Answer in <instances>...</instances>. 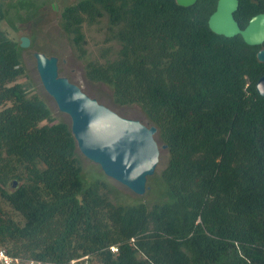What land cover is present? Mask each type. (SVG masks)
I'll use <instances>...</instances> for the list:
<instances>
[{"label":"trees","instance_id":"16d2710c","mask_svg":"<svg viewBox=\"0 0 264 264\" xmlns=\"http://www.w3.org/2000/svg\"><path fill=\"white\" fill-rule=\"evenodd\" d=\"M216 7L77 0L61 11L85 78L140 106L167 145L152 204L86 181L70 120L19 81L21 39L0 28V247L50 264H264L262 45L215 33ZM263 12L264 0H239L234 17L244 28ZM6 13L0 0V24ZM95 25L112 50L90 60L84 27Z\"/></svg>","mask_w":264,"mask_h":264},{"label":"water","instance_id":"95a60500","mask_svg":"<svg viewBox=\"0 0 264 264\" xmlns=\"http://www.w3.org/2000/svg\"><path fill=\"white\" fill-rule=\"evenodd\" d=\"M176 2L188 7L197 0ZM238 7L239 0H217V7L209 17V26L217 34L226 37L241 35L249 45H262L257 58L264 62V12L252 16L246 27L241 28L234 17ZM29 43V38H21V47L26 48ZM34 56L44 89L59 111L69 117L80 153L99 164L108 177L137 194H143L147 177L155 172L159 161L158 128L122 116L86 94L68 77L59 74L57 56L41 51L34 52ZM256 89L264 97V75L258 80ZM162 148L166 149L167 145L162 144Z\"/></svg>","mask_w":264,"mask_h":264},{"label":"rangeland","instance_id":"374dc122","mask_svg":"<svg viewBox=\"0 0 264 264\" xmlns=\"http://www.w3.org/2000/svg\"><path fill=\"white\" fill-rule=\"evenodd\" d=\"M7 8L6 18L1 22L0 28L10 37L20 40L23 36L29 38V46L22 50V61L26 67L27 75L19 79L29 88L43 95L54 112L63 118L69 117L59 111L53 98L44 89L37 70L34 52L41 51L47 55L58 57L59 74L66 76L89 96L96 98L100 103L110 107L122 116L135 118L148 124V120L138 105L118 106L112 99L111 88L103 83L88 81L84 75L85 60L76 56L67 33L61 25L62 9L77 0H1ZM18 6L17 8H14ZM13 6V7H11ZM11 7V8H8ZM87 38V59H99L112 46L106 41L105 26H85ZM159 144V161L155 172L147 177L146 190L137 194L122 183L108 177L100 165L83 156V175L87 182L96 178L108 179L115 189V201L139 202L146 201L152 204L163 189L160 183V173L167 160V151L162 148V143L156 135Z\"/></svg>","mask_w":264,"mask_h":264},{"label":"built area","instance_id":"2783aa9c","mask_svg":"<svg viewBox=\"0 0 264 264\" xmlns=\"http://www.w3.org/2000/svg\"><path fill=\"white\" fill-rule=\"evenodd\" d=\"M113 252L118 251V247L113 245L110 247ZM80 261H84V264L88 263V256H83L76 258L70 261V264H76ZM0 264H50L41 260L31 259V258H22L18 256H13L5 248L0 247Z\"/></svg>","mask_w":264,"mask_h":264}]
</instances>
